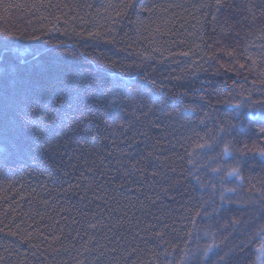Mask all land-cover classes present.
<instances>
[{
  "label": "trees",
  "instance_id": "16d2710c",
  "mask_svg": "<svg viewBox=\"0 0 264 264\" xmlns=\"http://www.w3.org/2000/svg\"><path fill=\"white\" fill-rule=\"evenodd\" d=\"M5 30L0 264H264V0H0Z\"/></svg>",
  "mask_w": 264,
  "mask_h": 264
},
{
  "label": "snow or ice",
  "instance_id": "6c2138e0",
  "mask_svg": "<svg viewBox=\"0 0 264 264\" xmlns=\"http://www.w3.org/2000/svg\"><path fill=\"white\" fill-rule=\"evenodd\" d=\"M218 5H220V0H217ZM89 35H92V33H89ZM13 42V37L12 34L9 33L7 30H5L4 33H0V61H3L4 58L10 54H14V55H23L22 52H20L18 49H13L11 48V44ZM83 89L85 91H87L91 85L88 84H83L82 85ZM49 88H54V85H49ZM121 86L119 83H117L116 81H112L110 84L105 82L104 83V92L103 94L107 97L110 96L113 99V102L118 101L120 99H122L123 97L121 96ZM47 103H45L44 99L41 98L39 100V102L33 101V103L29 106L30 107V111L33 115L36 116L37 121H39V124H43L45 118L47 119L48 123L52 124V125H57V121L61 119L60 117V110L59 108H56L55 105L57 104H64V103H68L69 107H71V100L66 99L65 96L63 94H54L52 92H49L47 94ZM260 103H264V102H260ZM239 107V106H237ZM43 111L44 116L41 117L39 116V112ZM28 114L25 113V116H27ZM244 115L243 113L237 115L235 118L237 120L241 119V116ZM31 121V117H28V120L25 121V123H28ZM106 123V121H105ZM39 124H37V127H39ZM233 131L235 130V125L231 126ZM262 132H264V129L261 130ZM246 147V146H245ZM258 155L264 157V148H261L259 150H257ZM238 169H233V172L238 173ZM252 243V240H249L247 244H244L241 246V251H243V249L245 247H248L250 244ZM211 245L209 246V250L211 249ZM259 251L264 252V238H262L261 240V244H260V248ZM207 254V251L206 253ZM221 259H223V257H221Z\"/></svg>",
  "mask_w": 264,
  "mask_h": 264
}]
</instances>
